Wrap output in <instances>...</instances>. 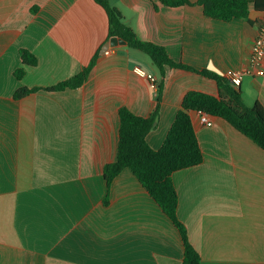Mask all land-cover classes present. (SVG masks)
I'll use <instances>...</instances> for the list:
<instances>
[{
	"label": "crops",
	"instance_id": "0c3cea01",
	"mask_svg": "<svg viewBox=\"0 0 264 264\" xmlns=\"http://www.w3.org/2000/svg\"><path fill=\"white\" fill-rule=\"evenodd\" d=\"M139 39L176 62L225 77L245 68L264 12L249 21L206 17L199 5L108 0ZM195 2L197 0H189ZM106 11L95 0H0V264H181L180 231L127 168L109 204L104 167L117 159L119 109L141 117L158 91L135 69L160 71L127 44L103 53ZM37 59L24 65L20 51ZM143 53V52H142ZM84 85L45 89L85 69ZM25 72L21 79L15 75ZM21 88H39L21 99ZM243 103L264 107V76L243 78ZM190 90L219 95L215 81L166 68L159 122L147 140L164 144ZM204 160L173 174L180 222L201 264H264V150L220 117L191 113Z\"/></svg>",
	"mask_w": 264,
	"mask_h": 264
},
{
	"label": "trees",
	"instance_id": "16d2710c",
	"mask_svg": "<svg viewBox=\"0 0 264 264\" xmlns=\"http://www.w3.org/2000/svg\"><path fill=\"white\" fill-rule=\"evenodd\" d=\"M95 2L107 13L108 40L112 37L123 39L131 49L141 51L149 56L161 74L156 99L157 107L150 116H138L126 106L119 109L120 128L117 159L106 165L103 170L107 184L104 205L109 204V191L114 179L123 169H129L180 231L184 245V260L181 264H201V256L193 248L188 239L186 227L177 217L179 202L173 182L175 172L198 166L204 160L197 134L192 125L191 113L205 111L213 117H220L264 150V107L258 101L251 107L245 106L241 90L232 87L225 77L211 70H198L182 62H176L168 55L165 47L139 39L131 27L124 22L121 13L113 8L108 0H95ZM162 3L172 7L199 5L206 17L223 22H230L234 19L249 21L251 7L255 11L264 12V0H197L195 2L162 0ZM20 55L24 65L37 63L35 56L26 50H21ZM96 61L97 55L81 72L45 90L64 92L68 89L81 87L88 80ZM167 67L193 72L215 81L219 88V95L198 90L187 92L175 121L170 126L164 144L158 150H154L150 147L147 136L159 122L160 103ZM24 72V68H21L15 72V75L21 79ZM40 90L39 88H21L15 95V99H21Z\"/></svg>",
	"mask_w": 264,
	"mask_h": 264
},
{
	"label": "built area",
	"instance_id": "2783aa9c",
	"mask_svg": "<svg viewBox=\"0 0 264 264\" xmlns=\"http://www.w3.org/2000/svg\"><path fill=\"white\" fill-rule=\"evenodd\" d=\"M103 53L109 55L110 51L106 50ZM135 71L140 76L145 77L148 80V83L153 90L158 91V81L157 78L154 77V75H152L151 73H147L140 68H136ZM247 76H264V15L263 18L259 21L258 33L256 34V37L252 43L250 56H248L247 66L239 70L230 71L226 74L225 79L232 87L238 89V87L242 84L243 78ZM197 114L203 126L211 127L213 125V116L205 111H198Z\"/></svg>",
	"mask_w": 264,
	"mask_h": 264
},
{
	"label": "water",
	"instance_id": "95a60500",
	"mask_svg": "<svg viewBox=\"0 0 264 264\" xmlns=\"http://www.w3.org/2000/svg\"><path fill=\"white\" fill-rule=\"evenodd\" d=\"M126 41H124L123 39L121 38H118V37H112L110 38L109 42L106 43L103 47V52L104 51H108L110 48H114V47H117L118 45H126Z\"/></svg>",
	"mask_w": 264,
	"mask_h": 264
},
{
	"label": "rangeland",
	"instance_id": "374dc122",
	"mask_svg": "<svg viewBox=\"0 0 264 264\" xmlns=\"http://www.w3.org/2000/svg\"><path fill=\"white\" fill-rule=\"evenodd\" d=\"M139 53H141V54L144 55L145 57H148L146 54H144V53H142V52H139ZM148 59H149V57H148Z\"/></svg>",
	"mask_w": 264,
	"mask_h": 264
}]
</instances>
